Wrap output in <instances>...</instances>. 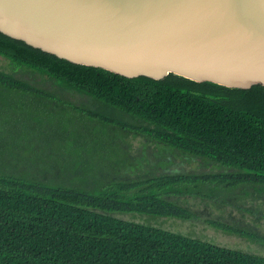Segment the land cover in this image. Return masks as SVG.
<instances>
[{
	"label": "trees",
	"instance_id": "1",
	"mask_svg": "<svg viewBox=\"0 0 264 264\" xmlns=\"http://www.w3.org/2000/svg\"><path fill=\"white\" fill-rule=\"evenodd\" d=\"M0 56L28 76L0 70L1 92L48 98L84 93L99 109H113L108 118L91 113L115 125L123 141L132 131L233 169L81 180L65 177L54 164L34 168L19 163L18 155H0V264H264L263 255L118 216L191 217L188 208L164 197L184 192L188 180L264 187V85L231 87L173 72L160 79L127 77L58 57L1 30ZM178 185L183 187L176 190ZM210 190L207 195H214Z\"/></svg>",
	"mask_w": 264,
	"mask_h": 264
},
{
	"label": "water",
	"instance_id": "2",
	"mask_svg": "<svg viewBox=\"0 0 264 264\" xmlns=\"http://www.w3.org/2000/svg\"><path fill=\"white\" fill-rule=\"evenodd\" d=\"M0 30L127 77L264 85V0H0Z\"/></svg>",
	"mask_w": 264,
	"mask_h": 264
},
{
	"label": "rangeland",
	"instance_id": "3",
	"mask_svg": "<svg viewBox=\"0 0 264 264\" xmlns=\"http://www.w3.org/2000/svg\"><path fill=\"white\" fill-rule=\"evenodd\" d=\"M0 70L28 78L2 56ZM91 112L107 118L114 115L113 109H99L93 97L77 91L51 98L31 92L0 91V155H18L19 163L34 168L54 164L53 168L65 177L81 180L109 174L116 180H132L173 173L233 171L208 158L165 149L132 131L123 141L115 125L98 120ZM27 155L32 159L28 160ZM179 186L183 187L178 185L176 190ZM185 186L184 192L174 191L164 197L192 211L189 218L134 213L118 216L264 256V187L190 180ZM208 188L214 190V195H207L211 191Z\"/></svg>",
	"mask_w": 264,
	"mask_h": 264
}]
</instances>
